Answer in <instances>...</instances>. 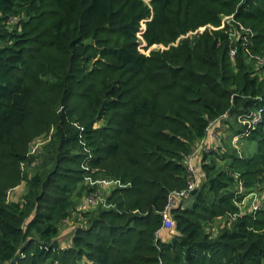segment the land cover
<instances>
[{
	"label": "trees",
	"instance_id": "obj_1",
	"mask_svg": "<svg viewBox=\"0 0 264 264\" xmlns=\"http://www.w3.org/2000/svg\"><path fill=\"white\" fill-rule=\"evenodd\" d=\"M231 15L247 42L236 24L197 32ZM248 52L264 55V0H0V264H264V66ZM216 121L224 147L166 242L161 212ZM102 179L104 206L85 204Z\"/></svg>",
	"mask_w": 264,
	"mask_h": 264
},
{
	"label": "built area",
	"instance_id": "obj_2",
	"mask_svg": "<svg viewBox=\"0 0 264 264\" xmlns=\"http://www.w3.org/2000/svg\"><path fill=\"white\" fill-rule=\"evenodd\" d=\"M225 24H229L230 26H233L234 24H236L234 26V30L232 31V33L233 34L238 33L239 35H241L242 40L246 42L248 41L250 37L253 36L252 30L250 28L240 25L239 23H235L233 19V15L224 17L222 19L221 26L218 28L206 26V27L200 28L197 32L201 33L205 29H209V30L222 29L224 28ZM191 34H195V33H190L188 35H191ZM236 53H237L236 49L234 47L229 46V50H228L229 57L234 58L236 56ZM248 54L255 60L257 65L264 66V55L252 56L249 52ZM258 118L259 117L256 116L252 120H243L242 122L248 123L249 125H254L256 124ZM223 119L226 120L230 118L224 115ZM222 133H223L222 124L219 121L211 122L209 126L206 128L205 136L199 142L197 148L193 151V153L187 158L186 171L188 175V181H187L186 188L182 190L181 192H175L169 195L167 204L164 210L161 212L162 229L169 230L172 228V222H171V217H170L171 209L178 205V201L188 199L190 197L191 192L195 190L197 185L199 184V172L196 166L197 159L204 154L218 153L219 151L223 149L224 143H223ZM239 139L240 137L238 136L233 137V139L231 140L232 145L237 146L240 142ZM38 141L34 142V144L31 146L30 148L31 153L35 152L36 150L35 148H36ZM87 182L90 185L96 184L98 185L99 188H104V189H109L113 185V182L106 180V179L95 181L94 183H92L90 180H87ZM243 192H244L243 185L240 182L238 193L242 194ZM101 203L104 206V195L97 194V192L94 194H91L85 199V204H89L92 207H95ZM251 207L253 210L259 209L260 204L258 203L257 196H253ZM162 229L156 232L158 238L160 237Z\"/></svg>",
	"mask_w": 264,
	"mask_h": 264
},
{
	"label": "rangeland",
	"instance_id": "obj_3",
	"mask_svg": "<svg viewBox=\"0 0 264 264\" xmlns=\"http://www.w3.org/2000/svg\"><path fill=\"white\" fill-rule=\"evenodd\" d=\"M144 26H142V28H143ZM142 47H143V44H141V46H140V50L141 51H143V49H142ZM152 49H163V47L162 46H154ZM228 135V134H227ZM227 137H226V135H223V140L225 141V139H226ZM48 141V139L47 140H44V139H39V141H38V143H37V145H36V150H35V152L36 153H40V151H41V148L43 147V145L46 143ZM34 142H36V140L34 141ZM34 142H32V144H31V146L34 144ZM31 146H30V148H31ZM223 147H224V145H223ZM242 148V146H240V149ZM23 185H21V187H22ZM22 191H23V189L22 188H19L17 191H16V193H15V195L16 196H12V197H17L18 195H21L22 194ZM99 191V194L100 195H104V192H102L100 189L98 190ZM75 222H74V220H73V222H72V224H74ZM71 224V225H72Z\"/></svg>",
	"mask_w": 264,
	"mask_h": 264
},
{
	"label": "crops",
	"instance_id": "obj_4",
	"mask_svg": "<svg viewBox=\"0 0 264 264\" xmlns=\"http://www.w3.org/2000/svg\"><path fill=\"white\" fill-rule=\"evenodd\" d=\"M245 143H242V146L244 145ZM203 156V155H202ZM202 156H200L197 161H196V166H197V169H198V172H199V182L203 179V172L201 170V167H200V161H201V158ZM106 189L103 188V192H105ZM71 224L72 222H69V226L71 227ZM214 230V229H213ZM166 231H169V230H165V232H162L161 233V239L162 240H165L166 242H169L172 237L169 233H167ZM70 238V237H69Z\"/></svg>",
	"mask_w": 264,
	"mask_h": 264
},
{
	"label": "water",
	"instance_id": "obj_5",
	"mask_svg": "<svg viewBox=\"0 0 264 264\" xmlns=\"http://www.w3.org/2000/svg\"><path fill=\"white\" fill-rule=\"evenodd\" d=\"M198 188H199V186L197 187V189H195L194 191L191 192V196H190L189 199L184 203V207L189 206V205L192 203L193 198H194L195 194L197 193Z\"/></svg>",
	"mask_w": 264,
	"mask_h": 264
},
{
	"label": "clouds",
	"instance_id": "obj_6",
	"mask_svg": "<svg viewBox=\"0 0 264 264\" xmlns=\"http://www.w3.org/2000/svg\"><path fill=\"white\" fill-rule=\"evenodd\" d=\"M204 176V175H203ZM199 186V184L197 185V187ZM197 187H196V189H197ZM194 191V190H193ZM190 196H191V194H190ZM189 199V198H188ZM188 199H186V201L188 200Z\"/></svg>",
	"mask_w": 264,
	"mask_h": 264
}]
</instances>
